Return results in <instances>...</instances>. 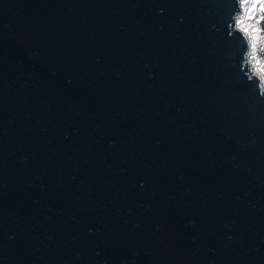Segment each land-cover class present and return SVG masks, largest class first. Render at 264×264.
<instances>
[{
  "label": "water",
  "instance_id": "water-1",
  "mask_svg": "<svg viewBox=\"0 0 264 264\" xmlns=\"http://www.w3.org/2000/svg\"><path fill=\"white\" fill-rule=\"evenodd\" d=\"M241 9L0 0V264H264Z\"/></svg>",
  "mask_w": 264,
  "mask_h": 264
},
{
  "label": "rangeland",
  "instance_id": "rangeland-1",
  "mask_svg": "<svg viewBox=\"0 0 264 264\" xmlns=\"http://www.w3.org/2000/svg\"><path fill=\"white\" fill-rule=\"evenodd\" d=\"M241 11L236 16L237 26L242 28L249 38V63L251 69L259 73L264 83V68L260 59L255 57V49L260 50L264 46V28L261 26L264 0H240Z\"/></svg>",
  "mask_w": 264,
  "mask_h": 264
},
{
  "label": "trees",
  "instance_id": "trees-1",
  "mask_svg": "<svg viewBox=\"0 0 264 264\" xmlns=\"http://www.w3.org/2000/svg\"><path fill=\"white\" fill-rule=\"evenodd\" d=\"M262 17H264V10H262ZM260 24L264 28V18H262V20L260 21ZM255 57L256 58L258 57L260 59L262 66L264 68V46L260 50L255 49Z\"/></svg>",
  "mask_w": 264,
  "mask_h": 264
},
{
  "label": "bare ground",
  "instance_id": "bare-ground-1",
  "mask_svg": "<svg viewBox=\"0 0 264 264\" xmlns=\"http://www.w3.org/2000/svg\"><path fill=\"white\" fill-rule=\"evenodd\" d=\"M248 62L251 63L250 60H249V56H248ZM249 67H250V65H249ZM261 86L264 88V83H262V80H261Z\"/></svg>",
  "mask_w": 264,
  "mask_h": 264
},
{
  "label": "built area",
  "instance_id": "built-area-1",
  "mask_svg": "<svg viewBox=\"0 0 264 264\" xmlns=\"http://www.w3.org/2000/svg\"><path fill=\"white\" fill-rule=\"evenodd\" d=\"M249 54H250V53H249ZM249 54H248V56H249ZM252 70L254 71V70H255V68H253V67H252ZM256 73H257V72H256ZM257 74H259V73H257Z\"/></svg>",
  "mask_w": 264,
  "mask_h": 264
}]
</instances>
